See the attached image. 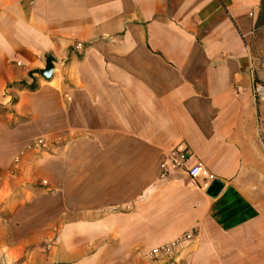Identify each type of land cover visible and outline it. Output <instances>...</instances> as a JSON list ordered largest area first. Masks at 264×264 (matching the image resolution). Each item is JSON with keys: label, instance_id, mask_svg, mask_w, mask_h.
Here are the masks:
<instances>
[{"label": "crops", "instance_id": "0c3cea01", "mask_svg": "<svg viewBox=\"0 0 264 264\" xmlns=\"http://www.w3.org/2000/svg\"><path fill=\"white\" fill-rule=\"evenodd\" d=\"M260 6L0 0V104L24 119V138L62 141L25 178L49 183L62 259L153 264L151 250L190 234L156 264H264ZM21 82L37 90L10 87ZM177 149L224 183L217 198L185 170L163 173Z\"/></svg>", "mask_w": 264, "mask_h": 264}, {"label": "rangeland", "instance_id": "374dc122", "mask_svg": "<svg viewBox=\"0 0 264 264\" xmlns=\"http://www.w3.org/2000/svg\"><path fill=\"white\" fill-rule=\"evenodd\" d=\"M259 40L251 70L255 82L264 86V31ZM255 99L257 106L264 104ZM24 123L12 107L0 104V264H98L84 257L73 261L60 257L65 251H59L58 245L65 236L50 214L49 183L43 179L30 183L25 178L62 141L24 138L19 130ZM259 132L264 137V117Z\"/></svg>", "mask_w": 264, "mask_h": 264}, {"label": "built area", "instance_id": "2783aa9c", "mask_svg": "<svg viewBox=\"0 0 264 264\" xmlns=\"http://www.w3.org/2000/svg\"><path fill=\"white\" fill-rule=\"evenodd\" d=\"M73 49L77 52H80L81 50H83V44L77 43L73 46ZM260 94L261 92L258 88V85H255V91H254L255 97H257ZM188 161H189V155L187 154V152L177 149L172 151L171 156L166 161H163L161 163V169L163 173L169 172L170 169L185 170L186 174L191 178V180L196 181L202 178L206 186H209L215 180V177L211 173H209L201 163L187 167ZM191 237L192 236L190 234H187L183 238L177 241L157 247L148 253V258L152 261L154 260L155 261L165 260L167 262L175 261L178 257L179 249L181 245L184 242L190 240Z\"/></svg>", "mask_w": 264, "mask_h": 264}, {"label": "water", "instance_id": "95a60500", "mask_svg": "<svg viewBox=\"0 0 264 264\" xmlns=\"http://www.w3.org/2000/svg\"><path fill=\"white\" fill-rule=\"evenodd\" d=\"M54 59L52 57L47 58L46 60V66L44 70L40 71V74L42 75V77L46 80H50L52 78L53 75V70H54ZM224 183L221 182L218 179H215L208 187L206 193L208 196H210L211 198H217L220 193L222 192L223 188H224Z\"/></svg>", "mask_w": 264, "mask_h": 264}, {"label": "trees", "instance_id": "16d2710c", "mask_svg": "<svg viewBox=\"0 0 264 264\" xmlns=\"http://www.w3.org/2000/svg\"><path fill=\"white\" fill-rule=\"evenodd\" d=\"M264 31V0H261V6H260V12L256 23V30L255 35L257 36V39L259 40V37L261 36L262 32ZM260 41V40H259ZM32 76V73L30 74ZM17 86L21 90H28L31 92H34L37 90V86L35 85V82L32 84H27L26 82L18 83L17 85L12 84L10 87ZM13 103H17L16 100L13 101ZM262 140L264 142V137L262 136Z\"/></svg>", "mask_w": 264, "mask_h": 264}]
</instances>
